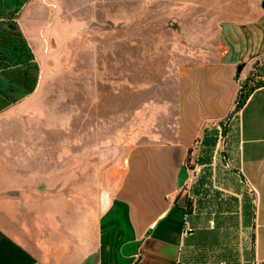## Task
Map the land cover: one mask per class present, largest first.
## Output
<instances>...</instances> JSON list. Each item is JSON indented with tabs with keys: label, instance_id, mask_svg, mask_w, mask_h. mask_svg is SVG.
Segmentation results:
<instances>
[{
	"label": "crops",
	"instance_id": "crops-1",
	"mask_svg": "<svg viewBox=\"0 0 264 264\" xmlns=\"http://www.w3.org/2000/svg\"><path fill=\"white\" fill-rule=\"evenodd\" d=\"M240 14L177 66L169 110L91 158L81 128L63 174L0 114V264H264V0Z\"/></svg>",
	"mask_w": 264,
	"mask_h": 264
},
{
	"label": "rangeland",
	"instance_id": "rangeland-1",
	"mask_svg": "<svg viewBox=\"0 0 264 264\" xmlns=\"http://www.w3.org/2000/svg\"><path fill=\"white\" fill-rule=\"evenodd\" d=\"M253 1L28 0L16 21L39 63L38 82L21 98L13 93L19 99L1 118L23 127L25 141L63 174L65 142H79L81 128L91 158L96 145L121 141L169 110L177 66L211 58L220 21L240 17ZM8 76L23 81L20 71ZM111 158L105 150V174Z\"/></svg>",
	"mask_w": 264,
	"mask_h": 264
},
{
	"label": "trees",
	"instance_id": "trees-1",
	"mask_svg": "<svg viewBox=\"0 0 264 264\" xmlns=\"http://www.w3.org/2000/svg\"><path fill=\"white\" fill-rule=\"evenodd\" d=\"M27 1L17 0L14 12L9 18L0 20V78H2L0 79V110L19 99L13 93H19L21 98L32 92L38 82L39 63L36 61L34 51L16 21L17 15ZM16 71L22 73V82L14 78L9 79L8 74ZM5 80L8 82V86ZM260 83L250 86L245 83L242 85L236 101L237 108L244 104L250 93ZM190 208L189 204L187 210Z\"/></svg>",
	"mask_w": 264,
	"mask_h": 264
},
{
	"label": "flooded vegetation",
	"instance_id": "flooded-vegetation-1",
	"mask_svg": "<svg viewBox=\"0 0 264 264\" xmlns=\"http://www.w3.org/2000/svg\"><path fill=\"white\" fill-rule=\"evenodd\" d=\"M15 7L14 8H1V10H0V20L8 19L9 16L14 12Z\"/></svg>",
	"mask_w": 264,
	"mask_h": 264
},
{
	"label": "built area",
	"instance_id": "built-area-1",
	"mask_svg": "<svg viewBox=\"0 0 264 264\" xmlns=\"http://www.w3.org/2000/svg\"><path fill=\"white\" fill-rule=\"evenodd\" d=\"M211 223L214 224L215 222L212 221ZM190 233H191V229L188 226L185 225V227H184V234L188 235Z\"/></svg>",
	"mask_w": 264,
	"mask_h": 264
}]
</instances>
